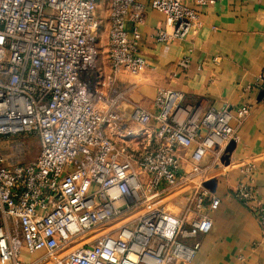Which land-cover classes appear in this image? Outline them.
Instances as JSON below:
<instances>
[{"label": "built area", "instance_id": "2783aa9c", "mask_svg": "<svg viewBox=\"0 0 264 264\" xmlns=\"http://www.w3.org/2000/svg\"><path fill=\"white\" fill-rule=\"evenodd\" d=\"M102 1L110 74L99 42ZM147 6L165 16L160 42L186 38L198 20L183 0H0V141H40L25 163L20 143L10 146L14 154L0 147V264H195L198 238L213 226L204 210L221 199L202 181L182 193L177 213L161 199L191 177L180 175L179 150L193 147V172H201L204 157L219 158L235 138L232 120L247 119L252 106L182 123L183 95L164 89L154 110L135 105L128 114L119 75L146 67L138 42ZM255 87L264 89V76ZM241 173L232 196L253 212L264 239L254 167ZM23 251L42 255L27 262Z\"/></svg>", "mask_w": 264, "mask_h": 264}, {"label": "crops", "instance_id": "0c3cea01", "mask_svg": "<svg viewBox=\"0 0 264 264\" xmlns=\"http://www.w3.org/2000/svg\"><path fill=\"white\" fill-rule=\"evenodd\" d=\"M183 3L196 11L198 20L186 38L167 43L156 39L157 30L165 25L164 14L147 6L138 42L146 67L138 75L127 72L119 75L127 91L126 111L130 114L135 105L154 110V100L164 89L183 95L176 111V118L182 123L199 120L210 109L228 106L236 114L241 106H252L247 119L232 120L235 138L219 158L207 154L200 163L201 172H193V147L179 150L180 175L191 177L182 183L180 191L170 195L181 204L182 193L194 182L204 184L216 179L212 193L221 199V204L204 210L213 226L208 234L198 238L201 247L195 264H264L260 225L253 212L232 196L243 179L241 169L251 165L252 185L264 207V89L255 87L257 79L264 76V0H183ZM105 71L110 74V67ZM114 139L122 142L119 137ZM125 141L134 143L129 138ZM230 145L229 164L224 165L221 159ZM170 195H164L163 199ZM37 254L40 255L23 251L22 258L31 262L42 255Z\"/></svg>", "mask_w": 264, "mask_h": 264}, {"label": "rangeland", "instance_id": "374dc122", "mask_svg": "<svg viewBox=\"0 0 264 264\" xmlns=\"http://www.w3.org/2000/svg\"><path fill=\"white\" fill-rule=\"evenodd\" d=\"M99 18L102 22L101 28L99 31V42H100V51H101V59L106 67L107 59H106V51H107V43H108V30H109V21H108V11L106 4L102 2L99 3ZM104 67V68H106ZM131 128H135L136 125H131ZM117 138V136H116ZM118 140V139H117ZM132 140V139H131ZM119 141V140H118ZM20 143L25 150V158L21 161L22 163L29 162L34 160L40 151V141L39 138L35 135H20L11 140L0 141V147L3 148L5 153L12 152L11 145L14 143ZM119 143V142H118ZM121 144V142L119 143ZM131 148H136V144L131 141L127 143ZM180 190H176L172 194H176ZM171 194V195H172ZM168 196L167 198L161 199V203H165L171 211L179 212V208L177 202L172 200V196ZM40 255V254H35Z\"/></svg>", "mask_w": 264, "mask_h": 264}, {"label": "water", "instance_id": "95a60500", "mask_svg": "<svg viewBox=\"0 0 264 264\" xmlns=\"http://www.w3.org/2000/svg\"><path fill=\"white\" fill-rule=\"evenodd\" d=\"M231 152V145L229 147H227V149L225 150V155H223L221 162L224 165H228L229 164V153ZM203 186L210 190L211 192H215V186H216V179H213L209 182H206L203 184Z\"/></svg>", "mask_w": 264, "mask_h": 264}]
</instances>
